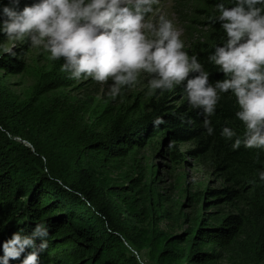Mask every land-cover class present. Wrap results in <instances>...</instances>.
I'll return each instance as SVG.
<instances>
[{"label":"trees","instance_id":"16d2710c","mask_svg":"<svg viewBox=\"0 0 264 264\" xmlns=\"http://www.w3.org/2000/svg\"><path fill=\"white\" fill-rule=\"evenodd\" d=\"M38 2L20 0L14 6L10 0H0V29L7 20L4 7L22 11ZM221 3L232 7L235 0H195L191 5L193 14L187 19L192 31H196L194 24L199 23L198 18L203 19L204 31L197 37L192 34L188 52L189 56H197L212 84L226 78L209 61L215 47H222L226 40L223 22H212V18L219 16L216 6ZM6 39L0 30V69L7 74H23L26 56L32 49L30 41L23 40L12 56L3 53ZM57 61L62 66L63 60ZM196 75L192 73L189 78ZM238 111L234 95L222 94L215 114L207 117L214 129L208 135L203 126L204 112L189 105L184 85L163 93L157 90L149 111L140 119L127 127L115 124L97 132L92 141L73 149L59 142L48 146L35 143L6 124L5 120L12 123L14 116L6 119L0 115L1 134L12 133L32 145L17 144L12 151L0 147V257L3 243L14 233L31 235L37 224L44 223L49 230L48 248L40 252V264H139L125 252L124 236L108 229L94 216H101L104 209L82 180V173L86 167L106 169L111 162L128 157L160 137L165 144L173 143L170 158L176 164H182L185 157L179 145L191 144L193 147L187 153L207 165L217 181L213 187L199 189L189 196L184 208L177 201L164 198L157 202L144 200L140 207L128 205L130 212L140 217L146 244L160 260L172 264H264V181L259 178L264 171V148L248 149L243 143L238 149L233 148L235 139L242 140L245 130L236 116ZM158 117L164 123L157 126L154 121ZM225 127L234 130L236 136L224 137ZM50 133L52 137L56 135L55 131ZM111 181L106 182L109 194L121 196L123 191L117 185L109 186ZM139 189L132 187L125 196L135 197ZM80 209L87 218L79 213ZM150 218L174 228L188 224V229L177 235L170 230L151 229ZM35 243L38 249L40 239ZM31 251L26 249L19 260H10L9 264H22Z\"/></svg>","mask_w":264,"mask_h":264},{"label":"clouds","instance_id":"9594fccd","mask_svg":"<svg viewBox=\"0 0 264 264\" xmlns=\"http://www.w3.org/2000/svg\"><path fill=\"white\" fill-rule=\"evenodd\" d=\"M20 0H10L14 6ZM159 0H40L22 11L4 7L7 17L2 30L8 41L27 39L33 48L50 53L53 61L63 60L62 72L71 79L91 78L109 85L108 96L116 99L123 89L140 83L146 74L148 95L172 91L184 85L189 105L202 109L203 123L208 135L214 129L207 117L215 114L222 94L231 92L239 111L237 118L245 130L243 139L233 144L238 149L243 143L248 149L264 148V0H235V5L218 4V18L226 33L222 47H215L209 61L218 66L225 79L215 84L196 55L184 51L181 31L164 15L156 16ZM15 44L3 46V53L15 56ZM198 73L193 78L190 74ZM164 123L162 118L155 125ZM228 139L236 132L222 130ZM173 143L170 142L169 147ZM264 181V171L259 173ZM49 230L37 224L31 235L14 233L3 243L0 264L19 260L25 250L33 249L22 264H40L39 254L48 248ZM36 239H40L39 248ZM139 264L143 260L133 249Z\"/></svg>","mask_w":264,"mask_h":264},{"label":"rangeland","instance_id":"374dc122","mask_svg":"<svg viewBox=\"0 0 264 264\" xmlns=\"http://www.w3.org/2000/svg\"><path fill=\"white\" fill-rule=\"evenodd\" d=\"M194 1L159 0L154 5L157 18L164 15L181 31L180 38L188 54L192 34L197 37L204 31L202 18H198L199 23L194 24L196 31L189 28L191 22L187 19L193 14L191 5ZM22 43L5 40V46L15 44L13 50ZM26 62L27 68L23 74H7L0 69V115L6 116V119L14 116L12 123L5 120L6 124L20 131L23 136L34 139L35 143L48 146L59 142L73 149L92 141L95 133L115 124L127 127L149 111L153 95H148L149 77L146 74L141 75L139 84L123 89V95L113 100L108 96L111 80L107 84H100L92 79H71L69 73L61 71L60 63L51 60L50 53L42 48L32 47ZM49 131H55L56 135L52 137ZM17 144L32 147L22 137L0 133V147L12 151ZM192 147L189 143L179 145L185 157L182 164H176L170 158L172 147L157 137L151 144L133 151L128 157L111 162L106 169L86 167L82 173V180L104 209L101 216H97L98 213H94V216L103 221L108 229L124 236L122 240L127 255L136 258L132 251L134 249L143 264L172 263L160 260L146 244L140 217L130 212L128 205L140 207L145 204L144 200L157 202L164 198L177 201L180 208H184L187 207L189 196L199 189L205 190L216 185L217 178L207 165L187 153ZM110 179L113 181L109 186L117 185L123 191L121 196L109 194L106 182ZM132 187L140 188L136 196H125ZM79 211L86 216L85 211ZM189 212L185 210V213ZM150 225L151 229L170 230L176 235L188 229V224L174 228L151 218Z\"/></svg>","mask_w":264,"mask_h":264}]
</instances>
